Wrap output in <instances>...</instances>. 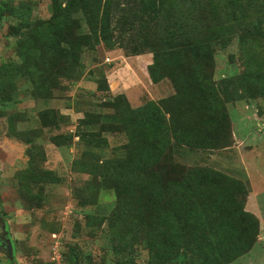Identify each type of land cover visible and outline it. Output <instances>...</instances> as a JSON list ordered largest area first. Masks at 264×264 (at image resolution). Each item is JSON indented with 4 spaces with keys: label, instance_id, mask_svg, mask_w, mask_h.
Returning <instances> with one entry per match:
<instances>
[{
    "label": "rangeland",
    "instance_id": "obj_1",
    "mask_svg": "<svg viewBox=\"0 0 264 264\" xmlns=\"http://www.w3.org/2000/svg\"><path fill=\"white\" fill-rule=\"evenodd\" d=\"M53 1L0 0V219L12 249L0 264H56L57 257L60 264H169L178 251L185 264H264V0H160L155 18L112 21V46L85 42L94 34L82 11L70 23L43 25ZM167 14L179 27L196 25L193 34L218 33L215 87L248 74L249 88L225 105L228 135L220 117L219 136L205 127L202 138L216 134L221 148L172 139L165 158L152 156L140 170L130 161L122 116L175 94L168 79L150 83L152 54L141 47L145 36L162 35ZM211 118L198 122L209 127ZM177 180L174 233L158 221L170 206L158 197ZM148 232L154 244L119 250L125 234L139 242Z\"/></svg>",
    "mask_w": 264,
    "mask_h": 264
},
{
    "label": "trees",
    "instance_id": "obj_2",
    "mask_svg": "<svg viewBox=\"0 0 264 264\" xmlns=\"http://www.w3.org/2000/svg\"><path fill=\"white\" fill-rule=\"evenodd\" d=\"M123 2H126V0H65V6L62 7L59 0H54L51 20L41 23L43 25H49L55 21L70 23L73 14L82 11L86 16L90 32L94 34V38L87 37L85 42L90 44L93 39L95 41L102 40L108 46H112L110 44L112 21L118 23L129 18L131 19L129 24L132 26L142 16L144 19L147 15L153 14V18H155L159 14L158 12L161 13L160 0H132L131 4ZM204 16L206 18V15ZM166 19L168 21L162 35L145 36L141 47L147 48L152 54V63L147 66V74L151 83L155 85L164 79H168L175 89V94L171 98L162 99L157 103L149 101L141 108H127L124 117L122 116L123 130L129 140L126 145L127 152L130 153L129 157L133 166H139L140 170L146 169L147 166L144 163H149L147 160L152 156L155 159L153 161L156 162L163 159L162 157L165 158L172 139L177 144L180 143L191 148L202 150L221 148L223 144H220L218 137H216V134H219L217 119L220 117L222 123L220 132H225V135H228L226 129L228 127V116L225 105L240 100L241 95L247 92L249 88L245 85L249 78L247 77L248 74L225 78L221 80L217 87L214 86L212 80L214 68L213 47L220 40L217 32L213 34L206 27V29H200V31L193 34L194 30L198 29L196 25L186 28L185 26L179 27L171 21L169 23V14L166 15ZM216 27H222V29L224 28L223 31H228V28L224 25H216ZM255 29H258V27H255ZM125 31L126 29L122 34ZM27 36L29 37V35ZM24 39L19 40V44L23 43ZM75 40L76 45H79L80 40ZM257 63L255 60L250 61V64L258 71ZM262 68L260 69L261 75L264 74V66ZM119 97L126 101L124 95L121 94ZM184 99L188 101L186 106L183 104ZM209 116H212V124L209 127L207 125L201 126L198 120ZM131 119L133 120L132 125L129 124V120L132 122ZM205 127L208 130L215 127L216 134L210 133V137L203 139L202 135L206 133ZM134 148L138 149V153H132ZM133 156L134 159L132 160ZM131 168L127 167V169ZM95 169V166H91L88 171L94 174L97 171ZM125 174L127 173L123 169L120 176L123 178ZM113 179L121 181L115 176ZM230 181L236 185L239 191L243 190L239 182ZM190 182L186 178L181 182L183 184L181 186L183 188L185 185L189 186ZM181 191L182 189H178L177 180V183L174 184L172 182L166 183L158 197L162 202H170L168 210L162 216V221L161 218L158 221L159 223L164 222V226H168L174 233L178 232V210L175 202H181L179 196ZM119 205H121L120 202ZM122 217L119 214L118 220ZM164 232L166 233L165 230ZM128 233L132 232L129 231ZM147 234L149 232L142 233L138 237L139 242L132 239L128 240L127 238L130 235L125 234L122 244H120L123 248L118 247L119 250L128 251L135 244L141 242L147 243V245L154 244L155 237ZM166 238L162 235L160 240L162 246L165 241L168 242V238ZM181 247H183L184 252L189 251L185 244ZM191 252H194V250ZM213 255H215V252ZM226 258L229 262L230 257L226 256ZM165 261L169 264H185V254H179L178 251L174 256H167ZM191 262L193 264L195 261L191 260Z\"/></svg>",
    "mask_w": 264,
    "mask_h": 264
},
{
    "label": "flooded vegetation",
    "instance_id": "obj_3",
    "mask_svg": "<svg viewBox=\"0 0 264 264\" xmlns=\"http://www.w3.org/2000/svg\"><path fill=\"white\" fill-rule=\"evenodd\" d=\"M0 254H2L6 258H10L12 256V249L10 242L7 238V234L5 232V226L0 219Z\"/></svg>",
    "mask_w": 264,
    "mask_h": 264
},
{
    "label": "built area",
    "instance_id": "obj_4",
    "mask_svg": "<svg viewBox=\"0 0 264 264\" xmlns=\"http://www.w3.org/2000/svg\"><path fill=\"white\" fill-rule=\"evenodd\" d=\"M56 260H57V261H56V264H60V262H59V257H57Z\"/></svg>",
    "mask_w": 264,
    "mask_h": 264
},
{
    "label": "crops",
    "instance_id": "obj_5",
    "mask_svg": "<svg viewBox=\"0 0 264 264\" xmlns=\"http://www.w3.org/2000/svg\"><path fill=\"white\" fill-rule=\"evenodd\" d=\"M150 80V79H149ZM150 83H151V81H150ZM152 84V83H151ZM153 85V84H152Z\"/></svg>",
    "mask_w": 264,
    "mask_h": 264
}]
</instances>
